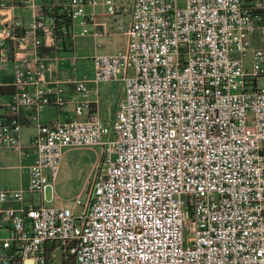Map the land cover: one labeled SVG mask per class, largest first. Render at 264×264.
I'll return each mask as SVG.
<instances>
[{
  "label": "built area",
  "instance_id": "2783aa9c",
  "mask_svg": "<svg viewBox=\"0 0 264 264\" xmlns=\"http://www.w3.org/2000/svg\"><path fill=\"white\" fill-rule=\"evenodd\" d=\"M17 1L34 13L0 18L13 87L0 147L21 149L23 106L36 130L25 183L0 186V264H264V3L132 0L123 50L94 53L90 77L47 78L41 45L98 0ZM104 2L109 13L122 3ZM12 4L0 0V14ZM111 79L122 97L105 120L90 91ZM67 85L74 116L41 122L42 107L69 100ZM96 145L107 167L85 199L50 203L66 149Z\"/></svg>",
  "mask_w": 264,
  "mask_h": 264
},
{
  "label": "crops",
  "instance_id": "0c3cea01",
  "mask_svg": "<svg viewBox=\"0 0 264 264\" xmlns=\"http://www.w3.org/2000/svg\"><path fill=\"white\" fill-rule=\"evenodd\" d=\"M121 5L115 13H109L104 0H98L94 6H85V11L88 14L85 18V23L80 24L79 18L71 21L68 34L65 36L57 35L53 41H44L40 47V52L44 56L46 69L44 71L47 78L65 77L70 73H75L77 76L87 75L92 76V56L94 53L116 52L125 48L126 30L130 22V9L132 0H119ZM249 3H255L257 0H246ZM260 1V0H259ZM264 3V0H261ZM12 4L10 9L3 10L0 18L7 14H13L20 17L23 21L29 22L33 18L34 8L29 3L19 2L17 0H7ZM260 10L262 21L264 22L262 11ZM91 13V16L89 15ZM93 13V14H92ZM82 29H86L88 33L80 34ZM93 30L96 31L93 34ZM259 35L254 36V42L260 43ZM75 55L74 61H71V56ZM80 62H78V60ZM84 60V67L81 61ZM86 62L90 63V69L87 70ZM112 80V79H111ZM107 81L97 83L98 93L94 90L90 91L92 99V107L97 108L100 115L105 120H110L118 108L122 97L119 87L114 91L106 85ZM12 61L9 59L0 66V101L5 102L12 91ZM71 85H67V96L69 100L64 106L58 107L54 104L45 105L39 110L38 118L41 122H48L51 119H67L74 116V101L70 99L73 95ZM2 107L0 106V111ZM31 108L23 106L20 109L19 120L21 128L19 130V139L22 145L20 150L11 149L7 146L0 147V151L10 150L18 154L17 163L3 162L0 158V177L7 168H16L17 176L16 183L5 184L0 182L1 187L18 188L21 187L27 178L28 164L34 158V151L30 145L31 137L36 130V122L32 121ZM31 125V130L27 134H22L23 126ZM69 149H66L65 153ZM64 153V155H65ZM64 158V156H63ZM63 160V159H62Z\"/></svg>",
  "mask_w": 264,
  "mask_h": 264
},
{
  "label": "rangeland",
  "instance_id": "374dc122",
  "mask_svg": "<svg viewBox=\"0 0 264 264\" xmlns=\"http://www.w3.org/2000/svg\"><path fill=\"white\" fill-rule=\"evenodd\" d=\"M81 59L78 60L80 62ZM245 63L249 66L250 52L248 51L244 57ZM84 60L81 61V65ZM86 69H90V63L86 62ZM259 83H264V76L259 77ZM106 85L112 89L121 90V82L115 79L107 81ZM118 91V90H117ZM120 93V91H118ZM31 125L23 126L21 129L22 134H27L31 130ZM104 137V136H103ZM69 150L65 153L62 160L57 179L54 182L53 187H46L45 194L50 203L72 205L74 197L83 191L82 200L86 197L87 179H90L92 175L97 171H104L106 169V164L98 159V152H100V146L96 145L94 147H78V148H68ZM0 158L3 162L17 163L18 154L15 151L5 150L0 151ZM17 176L16 168H7L2 177H0V182L5 184H15ZM84 189V190H83ZM84 209L83 204H77L74 208L75 214H79Z\"/></svg>",
  "mask_w": 264,
  "mask_h": 264
},
{
  "label": "trees",
  "instance_id": "16d2710c",
  "mask_svg": "<svg viewBox=\"0 0 264 264\" xmlns=\"http://www.w3.org/2000/svg\"><path fill=\"white\" fill-rule=\"evenodd\" d=\"M262 15H263V19H264V10L262 11ZM70 23H71V21L68 18H66V17H63V18H61V19L58 20V25L64 24L67 27V26L70 25ZM57 33H58V35H63L61 33V30H59V29L57 30Z\"/></svg>",
  "mask_w": 264,
  "mask_h": 264
}]
</instances>
